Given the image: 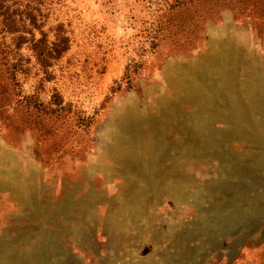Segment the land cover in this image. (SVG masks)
<instances>
[{
  "label": "rangeland",
  "instance_id": "1",
  "mask_svg": "<svg viewBox=\"0 0 264 264\" xmlns=\"http://www.w3.org/2000/svg\"><path fill=\"white\" fill-rule=\"evenodd\" d=\"M32 12L71 47L0 41V264H264V0Z\"/></svg>",
  "mask_w": 264,
  "mask_h": 264
},
{
  "label": "trees",
  "instance_id": "2",
  "mask_svg": "<svg viewBox=\"0 0 264 264\" xmlns=\"http://www.w3.org/2000/svg\"><path fill=\"white\" fill-rule=\"evenodd\" d=\"M51 0H0V41L8 35L17 34L13 37L19 45L28 39L34 42L35 50L39 56H60L71 47L70 38L64 34H57L56 40L48 44V31L39 26L38 35L30 25H36V16L34 9H38ZM191 0H176L178 3H184ZM22 8L31 10L32 14L25 16L18 14ZM31 35V37L29 36Z\"/></svg>",
  "mask_w": 264,
  "mask_h": 264
}]
</instances>
